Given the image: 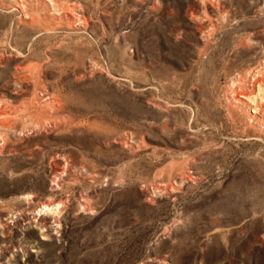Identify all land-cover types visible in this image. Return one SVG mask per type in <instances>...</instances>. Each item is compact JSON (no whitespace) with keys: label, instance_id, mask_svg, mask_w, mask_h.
<instances>
[{"label":"rangeland","instance_id":"obj_1","mask_svg":"<svg viewBox=\"0 0 264 264\" xmlns=\"http://www.w3.org/2000/svg\"><path fill=\"white\" fill-rule=\"evenodd\" d=\"M0 264H264V0H0Z\"/></svg>","mask_w":264,"mask_h":264}]
</instances>
